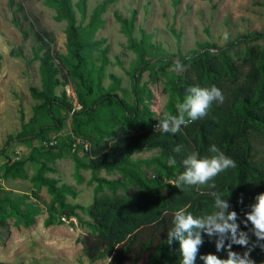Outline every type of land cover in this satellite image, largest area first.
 <instances>
[{"label":"trees","instance_id":"obj_1","mask_svg":"<svg viewBox=\"0 0 264 264\" xmlns=\"http://www.w3.org/2000/svg\"><path fill=\"white\" fill-rule=\"evenodd\" d=\"M42 1L54 9L56 22H65L67 55L55 48V37L51 32L33 28L32 23L28 22L22 4H16L15 0H6L9 10L15 6L10 23L20 31L22 42L32 34L37 43L34 58L39 62L40 88L35 86L29 88L30 96L39 103L33 107V116L27 123L23 121L24 117L20 112L21 129L15 135L7 136L0 154L4 153L6 145L14 139L24 143L35 139L48 140L46 132L50 128L45 124V120L51 119L60 125L52 112L53 106L73 110L70 102L65 99L59 101L54 93L61 85L57 76L58 65L66 67L69 77L75 79L81 87L88 88L90 95L91 83L88 82L85 68L93 62V51L98 50L101 53L99 58L101 71L107 64L108 47L100 49L104 41L93 40V35L101 25L100 15L112 0H103L99 3L84 26L76 23L71 0ZM86 1L76 2L82 18L86 14ZM17 12L22 13V19L18 18ZM26 21L28 26L25 27ZM119 21L121 29L127 32L132 22L126 19ZM172 33L179 37L174 31ZM261 41L264 43V31L251 36L240 35L222 48H217L214 44L199 43V49L191 50L187 55L178 52L161 59L159 61L161 67H174L175 61L179 60L183 65V71L169 80L170 99L164 113L158 118L152 113H148L144 120L139 118L138 103L143 96L136 98L134 105L128 107L125 101L117 100L115 94L103 93L94 97L89 105L82 98L81 91H77L81 109L73 110V123L77 126L74 133L88 143L89 149L82 152L80 151L82 146H78V150L87 161L80 162L75 158V162L77 168L90 170L92 179L96 182L94 198L87 207L88 215L93 220V224H90L92 232L85 234L80 240L82 252L90 264L97 261H101L99 264H136L142 256L143 264H180L178 242L173 241L169 245L167 239V232L173 226V214L186 205H190L188 211L194 216L210 214L214 203L212 192L220 193L224 198L228 197L232 208L238 213L240 228L249 232L250 244L255 243L256 238L249 231L250 223L245 227L243 221L245 213L250 210L249 206L255 202V196L264 192V165L253 158L252 140L253 136L264 138V44H261ZM129 49L138 53V64L129 71L132 89L137 94L141 75L148 72L150 79L156 81L159 68L156 63L146 58V53L132 40ZM210 50H215V54ZM10 55L22 57V47L12 49ZM110 77L115 85L119 83V78L114 75ZM196 85L217 86L223 93V103L214 102L204 118L186 127L182 126L179 133H163L157 129L156 125L165 113L178 114L177 105L183 102L187 89ZM147 97H150V94ZM105 100L117 102L109 124L95 135L83 133L81 129L83 124L76 115L90 116V113L95 111L94 107ZM127 108L129 109L126 110ZM75 139L76 136L69 139L67 147L70 151ZM59 141L57 139V145L47 147L46 150L31 147L25 159L7 160L0 168V178L25 179L26 164L40 163L37 174L30 177V180L38 185L41 174L49 171L45 161L63 157V144L59 146ZM213 144L231 157L236 162V167L220 173L210 181L209 184H214V188L208 185L185 186L182 190L174 186V182L184 171L183 159L192 153H197L200 157L214 155L209 151ZM176 145L183 146L181 152L173 151ZM58 147V152L52 151ZM151 150H159V155L153 160L155 165L152 171L156 174L153 178L152 174L142 170L137 162L131 161L132 155ZM101 170L107 173L118 171L122 180L99 178L96 173ZM128 185L134 186L136 191L128 192ZM50 188L52 190V186ZM56 196L60 199L59 192H56ZM241 197L242 203L239 202ZM0 203L9 205L15 211L18 210L16 202L1 185ZM63 208L65 211L60 212L61 219H70L75 215L73 208L69 206ZM51 210L57 211L54 206H51ZM45 224H53L50 216L45 220ZM202 235L204 243L200 247L196 264H203L199 256L210 252L221 258L227 257L226 250L216 251L215 237ZM232 250L243 254L246 249L234 244ZM250 256L256 264H264V250L259 246L253 248Z\"/></svg>","mask_w":264,"mask_h":264},{"label":"rangeland","instance_id":"obj_2","mask_svg":"<svg viewBox=\"0 0 264 264\" xmlns=\"http://www.w3.org/2000/svg\"><path fill=\"white\" fill-rule=\"evenodd\" d=\"M77 1L71 0L76 23L84 26L94 8L103 0H87L84 18L76 7ZM15 3L23 5L24 13L33 28L51 32L55 37V48L67 55L65 22L54 20L55 11L52 7L42 0H15ZM13 10L15 6L9 10L6 0H0V150L5 146L8 135L20 131V112L23 121L27 123L33 116V107L39 103L29 93L31 86L40 88L39 62L34 58L37 43L32 34L22 42L20 31L10 23ZM16 15L20 19L23 17L21 12ZM100 19L101 25L94 33L93 40L104 41L100 49L108 47L107 64L101 71V53L94 50L93 62L85 68L88 82L91 83V94H88V88L81 87L75 79L69 77L66 67L60 65L57 76L61 85L54 93L59 101L65 99L70 102L75 111L81 109L78 90L89 105L94 97L103 93L115 94L116 99L125 101L128 107L134 105L136 98L143 96L138 108L139 118L144 120L148 113L156 118L164 113L170 99L169 80L182 72L175 71L174 67H161V59L178 52L187 55L189 51L199 49V43L222 48L240 35L251 36L263 32L264 6L263 0H112ZM120 19L132 22L127 32L121 29ZM28 22H24L25 27ZM225 32L229 34L228 40L223 39ZM130 40L159 68L156 81L150 79L148 72L141 75L137 94L132 89L129 71L137 66L138 53L129 49ZM260 43L264 44L263 41ZM18 46L22 47L23 56H11L10 51ZM110 75L119 78L117 85ZM148 94L150 97H147ZM116 107L115 100H105L94 107L95 111L90 116L76 115L83 124V133L95 135L97 131L103 130L109 124ZM73 110L53 106L52 112L60 125L51 119L45 120L50 128L46 132L47 139L60 140L59 146L63 144V157L45 161L49 171L41 174L38 185L30 177L37 174L40 163L26 164L25 179L0 178L3 190L18 207L15 211L9 205L0 203V264H90L82 252L80 240L92 232L90 224H93V220L88 215L87 207L94 198L96 182L90 170L77 168L75 158L80 162L87 161L83 153L79 150L72 153L67 147L71 136L78 139L81 137L74 133L77 126L73 123ZM252 140L253 158L264 165V138L253 136ZM41 142L43 140L39 139L29 143L12 140L6 145L4 153L0 154V168L7 160L25 159L31 147L46 150ZM58 149L52 151L58 152ZM157 155L159 150L145 151L132 155L131 161L137 162L153 178L156 175L152 171L155 165L153 160ZM96 176L122 180L118 171L107 173L101 170ZM127 189L128 192L136 191L131 185ZM56 192L60 193L61 200ZM51 206L57 211L51 210ZM63 206L73 208L75 215L62 220L60 212L65 211ZM49 216L53 224L46 225L45 220ZM143 263L142 256L136 264Z\"/></svg>","mask_w":264,"mask_h":264},{"label":"clouds","instance_id":"obj_3","mask_svg":"<svg viewBox=\"0 0 264 264\" xmlns=\"http://www.w3.org/2000/svg\"><path fill=\"white\" fill-rule=\"evenodd\" d=\"M223 39L228 40L229 34L225 32ZM215 54V50H210ZM175 71H183V65L179 60L174 63ZM222 91L215 85L210 87L191 86L182 103L177 105L178 114L165 113L163 118L156 125V128L163 133L176 134L181 131L182 126L204 118L214 102L223 103ZM183 146L176 145L173 151L181 152ZM209 151L214 153L211 156L200 157L192 153L183 159L184 171L174 182V186L182 189L185 186L208 185L217 175L228 169H234L236 162L216 145H211ZM214 197L213 211L203 216H194L188 211L190 205H186L173 214L172 228L167 232L168 244L178 242L180 264H196L200 247L204 243L202 234L209 238L215 237V248L217 252L227 251V257L221 258L215 253H207L199 256L203 264H256L250 253L254 247L259 246L264 250V192L255 196V202L245 213L243 221L245 227L250 223L249 231L255 236V243L250 244L248 231L240 228L238 213L232 208L228 197L212 192ZM239 202H243V197ZM227 241V243H226ZM239 245L246 250L243 254L233 251L232 245Z\"/></svg>","mask_w":264,"mask_h":264},{"label":"built area","instance_id":"obj_4","mask_svg":"<svg viewBox=\"0 0 264 264\" xmlns=\"http://www.w3.org/2000/svg\"><path fill=\"white\" fill-rule=\"evenodd\" d=\"M41 143L46 148L47 147H54L57 145V140L56 139L45 140ZM78 146H82V150H80L82 152L87 151L89 149V145L86 141L77 138V139H75V142L71 146V151L76 152L78 150ZM62 219L64 220V218H62Z\"/></svg>","mask_w":264,"mask_h":264}]
</instances>
